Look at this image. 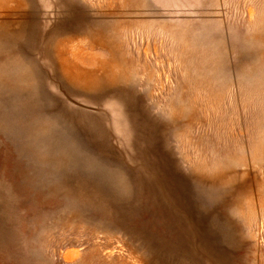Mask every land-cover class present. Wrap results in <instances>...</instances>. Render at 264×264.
I'll return each instance as SVG.
<instances>
[{
	"label": "rangeland",
	"instance_id": "obj_1",
	"mask_svg": "<svg viewBox=\"0 0 264 264\" xmlns=\"http://www.w3.org/2000/svg\"><path fill=\"white\" fill-rule=\"evenodd\" d=\"M0 264H264V0H0Z\"/></svg>",
	"mask_w": 264,
	"mask_h": 264
}]
</instances>
